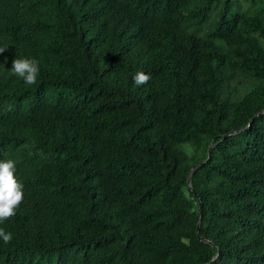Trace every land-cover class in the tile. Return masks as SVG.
<instances>
[{
  "label": "trees",
  "instance_id": "trees-1",
  "mask_svg": "<svg viewBox=\"0 0 264 264\" xmlns=\"http://www.w3.org/2000/svg\"><path fill=\"white\" fill-rule=\"evenodd\" d=\"M0 47V264H264V0H0Z\"/></svg>",
  "mask_w": 264,
  "mask_h": 264
},
{
  "label": "clouds",
  "instance_id": "clouds-1",
  "mask_svg": "<svg viewBox=\"0 0 264 264\" xmlns=\"http://www.w3.org/2000/svg\"><path fill=\"white\" fill-rule=\"evenodd\" d=\"M5 47H0L3 52ZM11 74L19 77L26 85H34L39 75V65L36 59L15 58L12 60ZM150 76L144 72H137L133 77V82L143 85L148 82ZM62 147H67L64 140H60ZM15 162L11 159L0 160V223L13 217L15 209L23 201V185L15 177ZM0 240L4 244H9L13 240L11 232L0 228Z\"/></svg>",
  "mask_w": 264,
  "mask_h": 264
},
{
  "label": "water",
  "instance_id": "water-1",
  "mask_svg": "<svg viewBox=\"0 0 264 264\" xmlns=\"http://www.w3.org/2000/svg\"><path fill=\"white\" fill-rule=\"evenodd\" d=\"M210 149H211V147L208 149V154L210 153ZM203 163H204V161L201 162L200 165H202ZM196 168H197V167H196ZM196 168H195V169H196ZM195 169H194V170H195ZM188 182H190V178H189ZM198 227H199V226H198ZM197 233H199V230H197Z\"/></svg>",
  "mask_w": 264,
  "mask_h": 264
}]
</instances>
